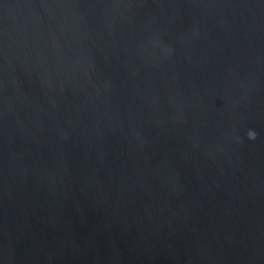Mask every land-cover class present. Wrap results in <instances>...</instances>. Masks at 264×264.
<instances>
[{"label":"water","instance_id":"1","mask_svg":"<svg viewBox=\"0 0 264 264\" xmlns=\"http://www.w3.org/2000/svg\"><path fill=\"white\" fill-rule=\"evenodd\" d=\"M0 264H264V0H0Z\"/></svg>","mask_w":264,"mask_h":264}]
</instances>
